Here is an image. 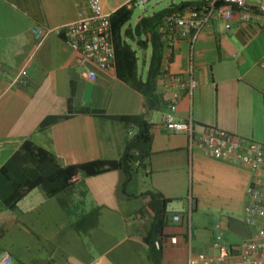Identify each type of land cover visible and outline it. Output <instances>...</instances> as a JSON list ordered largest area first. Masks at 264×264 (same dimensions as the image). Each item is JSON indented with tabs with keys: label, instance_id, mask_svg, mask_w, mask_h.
Wrapping results in <instances>:
<instances>
[{
	"label": "crops",
	"instance_id": "1",
	"mask_svg": "<svg viewBox=\"0 0 264 264\" xmlns=\"http://www.w3.org/2000/svg\"><path fill=\"white\" fill-rule=\"evenodd\" d=\"M102 1L111 15L132 7L127 0ZM85 7L87 0H0V254L11 253L15 264H185L190 250L218 255V233L224 244L240 245L257 230L246 213L251 169L191 150L189 136L166 130L163 119L192 118L198 135L218 127L264 145V13L235 7L231 28L216 14L195 39L170 31L160 103L147 108L145 96L117 69H97L90 80L63 34L41 39L33 30L55 29ZM245 11L248 20L241 17ZM132 44L146 78L152 48ZM192 71L197 87L182 89L172 108L170 77ZM49 115L66 118L41 128ZM130 115L144 116L152 136L147 164L134 163L130 177L123 168L82 171L74 186L58 190L45 181L54 165L23 148L30 141L61 166L117 160L139 122L112 116ZM156 191L170 202L153 248L145 237L155 218L150 192ZM97 207L98 218L84 217Z\"/></svg>",
	"mask_w": 264,
	"mask_h": 264
},
{
	"label": "built area",
	"instance_id": "2",
	"mask_svg": "<svg viewBox=\"0 0 264 264\" xmlns=\"http://www.w3.org/2000/svg\"><path fill=\"white\" fill-rule=\"evenodd\" d=\"M148 1L127 0V3L143 6ZM218 2L222 4L218 6ZM235 7H256L264 13V0H211L206 9L189 8L182 13H172L168 17V25L171 32L192 34L195 39L216 14L221 15L226 28H231ZM250 15V12L245 11L241 17L248 20ZM33 30L41 39L52 31L63 34L66 42L79 52L78 62L88 67L87 77L90 80L97 79V69L115 70L117 67L111 13L105 11L102 0H87V7L80 9L77 19L55 29H44L37 25ZM170 80L176 87L172 100V108H176L181 90L186 89L191 93L197 87V80L193 71L187 78L172 75ZM163 126L168 131L186 133L191 150L198 147L208 156L242 162L252 171V180L247 189L249 201L246 213L248 223L257 227V230L238 246L224 244L222 233H218V255L193 253L190 250L185 264H264V145L218 127H207L203 134L198 135L192 118L177 120L167 115L163 119ZM174 218L178 220L179 216ZM12 261L11 253L0 254V264H10Z\"/></svg>",
	"mask_w": 264,
	"mask_h": 264
},
{
	"label": "trees",
	"instance_id": "3",
	"mask_svg": "<svg viewBox=\"0 0 264 264\" xmlns=\"http://www.w3.org/2000/svg\"><path fill=\"white\" fill-rule=\"evenodd\" d=\"M210 2L211 0H183L178 4L167 6L152 14L141 15L134 25L130 21L136 7L135 5L132 7L122 6L112 13L111 22L116 47L117 74L122 80L129 83L145 96L147 108L157 106L160 103L157 93L158 80L165 73L162 69L164 54L166 48L170 46L168 42V34L170 33L168 17L172 13H182L189 8L206 9L210 6ZM221 4L222 2L217 3L218 6ZM132 42H135L142 48H147L149 45L152 48L146 78H143L139 72V57L137 49L133 47ZM82 111L95 115H104L103 111L97 109L84 108ZM112 117L126 122L132 120L139 122L138 133L127 143L125 152L120 159L95 160L83 164L61 166L57 162H54L55 158L50 153L30 141L26 142L23 148L34 158L54 165V173L50 174L49 178L45 181L57 185L56 189L58 190L74 186L79 181V175L82 171H85L87 174H97L109 169L123 168L127 172L128 177H130L133 171V164L138 162L144 166L147 164L145 158L150 156L152 136L149 131V123L144 116ZM63 118H66V115H49L42 121L40 127L50 126ZM150 194L155 205V218L145 239L154 248V242L167 225L168 212L166 208L170 199L164 197L158 191L150 192ZM99 213L100 208L97 207L86 213L84 217L90 218V216H93L98 218Z\"/></svg>",
	"mask_w": 264,
	"mask_h": 264
},
{
	"label": "rangeland",
	"instance_id": "4",
	"mask_svg": "<svg viewBox=\"0 0 264 264\" xmlns=\"http://www.w3.org/2000/svg\"><path fill=\"white\" fill-rule=\"evenodd\" d=\"M166 0H149L145 5L143 6H136L135 10H134V14L132 17V23H136L138 16L140 14L146 13V14H150L155 10L161 9L165 6H167V4L165 3ZM143 58L141 57V63H139V67L140 69L143 68V62H142ZM10 264H15V263H10Z\"/></svg>",
	"mask_w": 264,
	"mask_h": 264
}]
</instances>
